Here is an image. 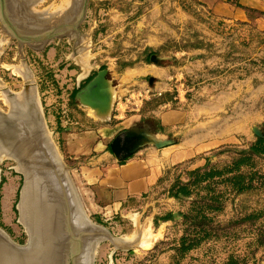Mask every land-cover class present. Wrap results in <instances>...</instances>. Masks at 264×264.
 I'll use <instances>...</instances> for the list:
<instances>
[{
    "label": "rangeland",
    "instance_id": "obj_1",
    "mask_svg": "<svg viewBox=\"0 0 264 264\" xmlns=\"http://www.w3.org/2000/svg\"><path fill=\"white\" fill-rule=\"evenodd\" d=\"M6 1L11 22L26 26L31 23L26 8L47 18L51 25L65 15L71 4V0ZM138 1L141 2L88 0L86 15L79 25L80 35L53 38L42 48H36L33 43L19 44L0 22V110L10 115V121L18 120L23 125L30 98H35L45 135L55 150L51 153H56V168L60 171L62 167L72 184L69 186L63 177L64 188L87 226L90 223L102 226L116 238L133 236L135 242L143 234L150 239L146 248L136 245L116 248L109 240H102L94 252H88V256L93 254L92 264H264V142L258 140L264 138V90L258 92L255 118L247 123L245 131L237 134V141L175 165L139 207L107 217L90 206L87 186L80 173L90 154L76 156L68 152L66 142L69 134L112 123L115 101L133 106V98H129L132 90L122 92L118 80L125 69L161 65L170 69L173 76L170 89L161 94L149 90L142 99L141 107L135 112L140 116L136 131H156L154 111L159 107H176L173 98L178 94L185 96L184 105L195 106L230 85L241 87V97L246 98L247 85L258 88L264 84V33L215 19L198 6L181 0H167V10L153 13L150 6ZM178 10L181 16L175 15ZM14 67L21 71L15 69V72ZM100 70L105 71L103 87L109 96L112 94L107 117L104 112L92 111L82 104L77 94L82 87L76 92L75 100L71 95ZM152 76L148 74L142 79L151 84L156 80ZM26 81H32L34 88L31 86L22 96ZM21 100L26 111L25 106L19 105ZM158 101L163 102L157 105ZM241 103L239 110H246L247 102L242 99ZM15 105L16 108H10ZM10 123L13 124H0V144L6 150L15 137L21 143L23 133L22 128L20 132L13 131ZM146 144L153 146V142ZM250 146L258 154H251L248 164L241 166L245 175L241 185L234 187L225 181L226 173L211 180H199L202 172L223 169L233 157L239 156L236 150ZM13 157L10 154L0 159V229L15 244L25 245L29 234L19 220L18 210L24 173L18 168L17 157ZM190 215L208 222L190 223ZM83 225L80 230L74 228V232L87 228ZM183 236L186 239L180 240Z\"/></svg>",
    "mask_w": 264,
    "mask_h": 264
},
{
    "label": "crops",
    "instance_id": "obj_2",
    "mask_svg": "<svg viewBox=\"0 0 264 264\" xmlns=\"http://www.w3.org/2000/svg\"><path fill=\"white\" fill-rule=\"evenodd\" d=\"M140 1L150 6L152 13L167 10L169 4L167 0ZM181 1L198 6L215 19L250 26L264 33V0ZM175 15L181 16L179 10ZM148 74L156 78L151 84L142 79ZM119 78L122 92L132 90L129 98H133V106L115 101L112 123L69 134L66 142L68 152L76 156L90 154L80 167L81 178L87 186L93 211L107 217L139 207L158 181L175 165L237 141V134L243 129L245 131L247 123L255 118L258 92L264 90V84L257 88L247 83L248 87L244 90L247 97L243 98L242 88L237 84L230 85L195 106L184 105L187 101L185 96L178 94L173 98L176 107H159L154 111L158 129L149 131L155 135V142L170 140V143L161 148L138 144L131 156L120 163L121 159L108 149V145L123 132L133 133L140 119L135 112L141 107L142 99L149 90L160 93L170 89L173 76L170 69L153 65V68H127ZM136 86L139 87L137 90ZM179 86H183L182 83ZM242 99L247 102L244 104L247 109L240 111Z\"/></svg>",
    "mask_w": 264,
    "mask_h": 264
},
{
    "label": "water",
    "instance_id": "obj_3",
    "mask_svg": "<svg viewBox=\"0 0 264 264\" xmlns=\"http://www.w3.org/2000/svg\"><path fill=\"white\" fill-rule=\"evenodd\" d=\"M6 2V0H0V22L12 33L11 36L18 39L19 44L33 43L37 46L36 48H42L46 42L53 38L80 35L79 25L86 15L88 5V0H71L69 9L64 12L65 15L51 25L47 18L40 14H32V11L26 8L25 11H28L29 15L45 19L41 28H32L30 25L11 22L10 10L7 8ZM33 3L31 1V4ZM48 16L53 17L52 14ZM104 75V70L98 71L78 91L77 94L82 104L98 109L108 107L110 96L103 87ZM30 86L34 87L32 81L24 83L22 96L28 92ZM29 106L31 129L38 134H28L29 144L21 146L22 161L30 170V205L25 209V221L30 227V240L25 245H17L0 229V264H78V255L81 253L84 241L97 242V245L102 238L109 240L116 248H130L136 245L133 240L122 241V238L114 237L109 230L99 225H95V228L87 227L88 231H73L64 178L69 186H72L71 181L62 167L58 172L54 165L49 152L53 151L52 145L45 135L36 101ZM4 122H13V124L10 123L13 127L9 125L12 130L18 131L22 128V124L18 120L10 121V115L4 114L0 110V124L2 125ZM253 131L259 135L256 128H253ZM146 132L148 131L123 132L112 139L109 144L110 150L123 160L133 153L138 144L147 143L143 140ZM15 142H17V137L7 148L13 147ZM169 143L170 140L154 141L153 145L161 148ZM11 154L15 155L13 151ZM21 191L20 200L22 198ZM29 242L30 246H27ZM92 259L93 254L84 264H92Z\"/></svg>",
    "mask_w": 264,
    "mask_h": 264
},
{
    "label": "bare ground",
    "instance_id": "obj_4",
    "mask_svg": "<svg viewBox=\"0 0 264 264\" xmlns=\"http://www.w3.org/2000/svg\"><path fill=\"white\" fill-rule=\"evenodd\" d=\"M24 5H26V4H24ZM23 11V10H22ZM24 12V11H23ZM31 16V19H29V21L28 22H31L30 24H32V25H36V27H34V26H32V25H30V26H32V28H41L43 25H44V22H45V19L44 20H39L38 18H36V17H34V16H32V15H30ZM28 26V25H27ZM17 68V67H16ZM15 67H14V71L16 72V69ZM19 68V67H18ZM21 68H23V66L21 67ZM21 68H19V70H17V71H21L20 69ZM25 68V67H24ZM16 69V70H15ZM26 72L28 71V70H25ZM24 71V72H25ZM25 72V73H26ZM29 72V71H28ZM20 74H22V72H19ZM18 73V74H19ZM24 74V73H23ZM30 74V73H29ZM28 74V75H29ZM23 76H25V75H23ZM22 76V77H23ZM24 78V77H23ZM26 79V78H25ZM31 87V86H30ZM33 87V86H32ZM34 88V87H33ZM2 90V88H0V91ZM30 91V89L28 90V92ZM34 93H35V91H34ZM111 93V92H110ZM10 94H12V93H10ZM21 94V93H20ZM24 94H26V93H24ZM3 95H4V93H3ZM15 95H17V94H15ZM35 96H36V94H34ZM7 96V95H6ZM5 96V97H6ZM12 96V95H11ZM19 96V95H18ZM16 97V96H15ZM26 97V96H25ZM24 97V98H25ZM21 99V98H20ZM26 99V98H25ZM33 99V100H32ZM112 99V94L110 95V100ZM6 100V99H5ZM12 100V99H11ZM14 100V99H13ZM28 100V99H27ZM34 101H36L35 100V98H33L32 96H31V98H30V101H29V104H31V103H34ZM12 102V101H11ZM8 103V102H7ZM13 103V102H12ZM14 103H16V101L14 100ZM13 103V104H14ZM37 103V102H36ZM110 102H109V105H108V107L107 108H105V107H102V108H94V107H90V109L93 111V109H95L96 111H98V112H104L105 114H107L106 115V117L109 115V111H110ZM10 105V104H9ZM19 105H21L20 107H24L25 106V111H26V104H25V102H24V100H21V102L19 103ZM38 105V104H37ZM16 108V105L15 106H13V107H10L11 109L12 108ZM18 108V107H17ZM30 108V106L28 107V110H30L29 109ZM21 109V108H20ZM39 109V108H38ZM23 111V110H22ZM40 111V110H39ZM12 112H14L13 110H12ZM19 113V112H18ZM27 113H28V115H24L25 117L23 118V122H24V124L22 125V129H23V133L21 134V137L23 138H21V143H20V141H19V139H17V142H15V144H16V146H13V147H9L7 150H6V148L4 147V146H2L1 144H0V159L1 158H4V157H10V154L11 153H9L10 151H13V153H15V155H17V156H15L14 154H13V156L16 158V160H17V162H18V168L21 170V171H23V175H24V177H25V183H24V185H23V187H22V198H21V200H20V204H19V207H18V210L20 211V221H21V223H23L24 225H26V228H27V233L29 234V240H30V227H29V225L27 224V222L25 221V209L30 205V170L28 169V167L25 165V163L22 161V155H21V146H24V145H27V144H29V141H28V138H27V135L28 134H34V135H38L36 132H34V131H32L33 129H30L31 128V116L29 115V111H27ZM13 114V113H12ZM17 114V113H16ZM20 114V113H19ZM93 114H94V116H95V113L93 112ZM22 115V114H21ZM105 117V118H106ZM20 123V122H19ZM22 124V123H21ZM16 132V131H15ZM48 136V135H47ZM155 139H156V137H155V135L152 133V132H146V134H145V138L143 139L144 140V142H154L155 141ZM20 143V144H19ZM17 144H19V145H17ZM9 149H11V150H9ZM48 149V148H47ZM2 150H3V152H2ZM6 151H9V152H6ZM49 151V150H48ZM54 152H55V150H53ZM53 151H52V153H53ZM50 152V155H51V157H52V160H53V162H54V165H55V167H56V157H54V156H56V153H55V155H53L52 153H51V151H49ZM12 155V154H11ZM59 162V161H58ZM60 163V162H59ZM60 165L62 166V164L60 163ZM58 169V168H57ZM61 169V168H60ZM58 172H60L59 170H58ZM59 178H60V174H59ZM65 187V186H64ZM67 188V187H66ZM66 192H67V190H66ZM68 193V192H67ZM75 195V194H74ZM69 197H71L70 195H68L67 194V198H68V203H69V209H70V211H72V212H70V214H71V220H72V226H73V231L75 230V229H77V230H80L81 228L80 227H82L81 225H83V223H84V225H86L87 226V224L88 223H86L85 221V219L83 218V216H82V214H80L77 210H76V207L74 206L75 205V203L73 202L72 203V205H71V198H69ZM74 200V199H73ZM76 200V199H75ZM77 206V205H76ZM78 210H79V207H78ZM80 210H82V209H80ZM84 216H86L85 214H84ZM91 225L89 226V228L90 227H92V228H95L94 226L96 225H92V223H90ZM83 225V226H84ZM89 225V224H88ZM88 227V226H87ZM25 228V229H26ZM75 228V229H74ZM86 229V227L85 228H82V230H85ZM100 229V228H99ZM81 230V231H82ZM76 232V231H75ZM132 238H133V236H128V237H122V241H131L132 240ZM101 239V238H100ZM101 240H103V238L101 239ZM100 240V241H101ZM96 243L97 242H95V243H92V241L90 242V241H85V244H84V247H82L81 248V253L78 255V264H84V262H86L87 261V258L89 257L88 256V254L90 253V252H94L95 251V247H96ZM150 244V239L145 235V234H143V235H141L140 236V238H139V240L136 242V246L137 247H141V248H146L148 245ZM27 246H30V242H29V244L27 245ZM89 252V253H88Z\"/></svg>",
    "mask_w": 264,
    "mask_h": 264
},
{
    "label": "trees",
    "instance_id": "obj_5",
    "mask_svg": "<svg viewBox=\"0 0 264 264\" xmlns=\"http://www.w3.org/2000/svg\"><path fill=\"white\" fill-rule=\"evenodd\" d=\"M89 80H90V78L87 80V82H89ZM83 86L84 85H82L79 88H77L74 91H72L71 95H72V99L73 100H75L74 98H75L76 92ZM154 99L155 98H151L150 100H154ZM161 102H163V101H158L157 105H160ZM258 140L260 142H264V138L263 139H258ZM108 149L110 150L109 145H108ZM235 152L239 156L237 158L233 157L231 162L228 165H226L223 169H221V170H213V169L205 170L204 172H202V174L199 175V180L200 181H205V180H208V179L211 180L215 176H220V175L226 173L228 175L226 176V178H224L225 181L229 182L234 187H237V186L241 185L244 182V180H245V175L240 170L241 166L248 164V162L251 159V154H258V152L252 146H250L246 150H236ZM130 156H128V157H130ZM128 157H126L123 160H121L120 163H123ZM209 160L210 159L207 158V162ZM190 216H188V218H190ZM185 218H187V215H185ZM201 222H208V221H207V219H204L202 217L191 216L190 223H196V225H198V224L200 225ZM194 227H198V226L194 225ZM201 227H203L202 224H201ZM184 239H186L184 236L180 238V240H184ZM189 240H191V239H189ZM228 264H233V263H228Z\"/></svg>",
    "mask_w": 264,
    "mask_h": 264
}]
</instances>
